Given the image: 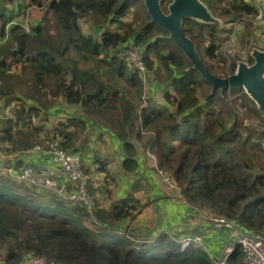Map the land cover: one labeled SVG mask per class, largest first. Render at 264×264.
<instances>
[{"label":"trees","instance_id":"obj_1","mask_svg":"<svg viewBox=\"0 0 264 264\" xmlns=\"http://www.w3.org/2000/svg\"><path fill=\"white\" fill-rule=\"evenodd\" d=\"M202 1L225 26L244 24L234 45L250 54L258 2ZM15 2L16 9L8 10ZM171 2L164 1L165 11ZM31 8L43 11L39 24L30 32L12 25ZM82 20L99 32L85 33ZM1 21L0 101L16 104L9 116H0L4 152L57 140L78 153L89 123L122 144L126 171L139 166L136 143L142 145L192 206L238 219L242 229L264 235V114L243 90L212 92L169 33L151 23L143 0H0ZM184 28L212 73H235L237 63L232 61L227 73L221 53L233 28L192 20H185ZM129 47L142 53L145 78L155 81L166 105L148 93L144 98V76L118 56ZM247 61L253 64L249 55ZM59 101L79 107L81 115L49 129L45 124ZM99 172L108 173L104 166ZM30 187L0 176V263L18 264L24 255H35L55 264H211L206 251L183 250L168 234L133 243L118 225L136 209L133 195L102 209L90 179L96 203L91 214L80 203L39 196ZM228 264H244L241 246H235Z\"/></svg>","mask_w":264,"mask_h":264},{"label":"crops","instance_id":"obj_2","mask_svg":"<svg viewBox=\"0 0 264 264\" xmlns=\"http://www.w3.org/2000/svg\"><path fill=\"white\" fill-rule=\"evenodd\" d=\"M7 29L9 30V26ZM143 80L146 90L144 98L149 91V98L161 105H166L167 102L163 97L161 100L154 97L156 93L157 96L160 93V91L157 92L155 81H149L148 77ZM4 103L7 104L5 101H0V110ZM54 110L51 111L49 122L45 124L49 129L60 120L81 115L79 107L76 106ZM1 112L2 110L0 116L7 117V112ZM101 132L104 133L102 138ZM101 132L100 129L88 123L86 131L77 142L78 154L85 160V170L93 180L96 191L94 198L102 209L110 210L114 204L127 196H134L133 200L137 207L130 217L118 223L120 230L125 231L127 235H132L133 243L143 245L157 241L161 234H168L177 242L185 236L201 235L205 239L204 250L212 255L220 256L229 243V233L217 231L211 226L210 219L214 213L194 207L187 202L175 183L170 180L173 183L172 186L164 180L157 168L155 156L144 152L142 145L136 143L138 151L136 159L139 166L134 172L126 171L124 166L126 153L122 149V144L113 135ZM24 165L53 167L48 156L34 153L32 149L19 153H7L0 148V176L18 180L16 175L21 172ZM101 166H104L108 173H100ZM8 170H11L13 174L10 175Z\"/></svg>","mask_w":264,"mask_h":264},{"label":"built area","instance_id":"obj_3","mask_svg":"<svg viewBox=\"0 0 264 264\" xmlns=\"http://www.w3.org/2000/svg\"><path fill=\"white\" fill-rule=\"evenodd\" d=\"M118 56L132 63L145 78L146 69L142 53L138 49L130 47L119 49ZM32 150L34 153L48 156L53 167L24 165L16 178L28 185L51 192L62 201L80 203L92 214L96 203L89 191L90 176L85 172L83 157L76 152L67 151L57 140L46 145H37ZM159 171L164 180L171 183L170 178L163 171ZM8 172L10 175L13 174L11 170ZM171 185L173 186V183ZM210 220L211 226L215 230L229 233V243L220 256L208 253L211 264H228L229 257L236 245L241 246L244 253V264H264L263 234L242 229L238 219H226L212 214ZM180 242L183 244V250L193 248L195 251H205V239L201 235L185 236ZM18 264L55 263L45 257L24 255Z\"/></svg>","mask_w":264,"mask_h":264},{"label":"water","instance_id":"obj_4","mask_svg":"<svg viewBox=\"0 0 264 264\" xmlns=\"http://www.w3.org/2000/svg\"><path fill=\"white\" fill-rule=\"evenodd\" d=\"M150 14L151 23L169 33V38L181 49L188 61L211 85L212 92L220 89L222 95L230 90H243L264 114V50L254 48L250 56L253 64L247 60L236 61L234 74L219 77L212 73L203 62L195 42L185 33V20L200 24L224 27V22L216 17L210 7L202 0H172L163 8L165 0H143Z\"/></svg>","mask_w":264,"mask_h":264},{"label":"rangeland","instance_id":"obj_5","mask_svg":"<svg viewBox=\"0 0 264 264\" xmlns=\"http://www.w3.org/2000/svg\"><path fill=\"white\" fill-rule=\"evenodd\" d=\"M260 0H255V2H258V5L260 6V13H259V18L257 19V21L254 23L255 24V28L252 30V37L251 40L249 41V45L252 47V51L254 48H259L264 50V0L263 2L259 3ZM16 5L17 3L15 2L13 5L12 4H7L8 10H15L16 9ZM19 11H21V9L18 8ZM25 10V9H24ZM17 11V10H16ZM25 12V15L23 17H19L18 19H16L14 21L13 24L16 23H20L24 26V28L26 29V31L30 32L31 29L36 26L37 24L40 23L42 17H43V11L38 9V8H31V9H27ZM262 17V18H260ZM2 25V21L0 22V26ZM81 28L85 33H89L90 34H94L96 32H98L99 30L95 29L90 22H88L87 20H82L81 21ZM244 27V24L241 23H237V24H230V25H224L223 28H233V32L231 34V39L228 41V43L226 42L221 49V53L224 55L225 57V64L223 65V67H225V71L227 73L229 70V67L232 63V61H245L248 58V55L250 56V54H248L245 50L242 49H238L235 45L234 42L237 39V37L240 35V30ZM6 31H9L8 29ZM8 33L6 32V37H7ZM1 41V40H0ZM152 75V74H151ZM231 75V74H227L226 76ZM223 76V77H226ZM153 77V75H152ZM154 78V77H153ZM155 79V78H154ZM149 81H151V79L149 78ZM150 84V83H149ZM152 84V82H151ZM149 90V89H148ZM159 92V90L157 91ZM151 94V93H150ZM148 95H149V91H148ZM154 97H158V100H161V97H163V92L161 91L160 93H157ZM230 100L231 97L229 98ZM8 104V105H7ZM5 105V103L3 104V107L1 108L2 112H7L8 116L10 115V110L14 109V107L16 106V104L14 103H8ZM239 105V104H238ZM237 106V105H236ZM233 106V109L237 112V113H241V109L239 106L237 107ZM68 105L65 103V101H59L58 104H56L55 110L54 111H58V109H67ZM8 108V109H7ZM0 110V111H1ZM9 111V112H8ZM1 115V114H0ZM59 115V114H58ZM36 124H41L44 125V123H40L42 121L39 122V120H34ZM248 124H254L256 126L260 127V124L257 122H251L250 120H247ZM113 157H115L113 155ZM30 189H32L35 193L37 192V194L39 196H49L50 198L53 197L54 195L51 192L45 191L43 189H39L36 190V188L30 187ZM53 195V196H52Z\"/></svg>","mask_w":264,"mask_h":264},{"label":"bare ground","instance_id":"obj_6","mask_svg":"<svg viewBox=\"0 0 264 264\" xmlns=\"http://www.w3.org/2000/svg\"><path fill=\"white\" fill-rule=\"evenodd\" d=\"M182 249H183V244H182ZM191 249H193V248H185V250H191Z\"/></svg>","mask_w":264,"mask_h":264}]
</instances>
